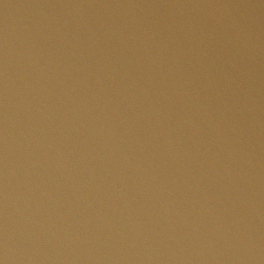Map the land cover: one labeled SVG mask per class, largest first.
<instances>
[{
	"label": "water",
	"instance_id": "95a60500",
	"mask_svg": "<svg viewBox=\"0 0 264 264\" xmlns=\"http://www.w3.org/2000/svg\"><path fill=\"white\" fill-rule=\"evenodd\" d=\"M0 264H264V0H0Z\"/></svg>",
	"mask_w": 264,
	"mask_h": 264
}]
</instances>
